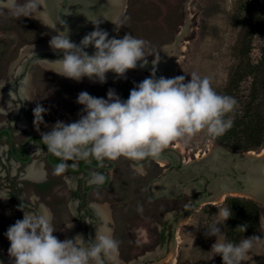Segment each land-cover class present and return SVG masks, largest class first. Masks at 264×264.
<instances>
[{"label":"rangeland","instance_id":"obj_1","mask_svg":"<svg viewBox=\"0 0 264 264\" xmlns=\"http://www.w3.org/2000/svg\"><path fill=\"white\" fill-rule=\"evenodd\" d=\"M26 2L27 0H16L17 5ZM123 13L115 38L128 33L147 41L145 48L147 60L158 58L160 60L165 52H168L173 60L171 70L174 77L184 75L185 82H188L191 74L196 73L202 78H209L216 92L226 86L239 64L244 55L242 47L245 40L248 39L251 44L248 57L254 63L262 57L264 0H126ZM34 20L42 25L40 20L36 18ZM51 37V34L39 29L32 18L23 15L17 18L13 15L11 6L2 9L0 11V80L11 79L13 76L11 70L14 71L13 69L18 66L22 67L31 59L32 54L22 55L24 48L38 43L43 48L44 45L40 43ZM47 48H50L49 44ZM50 68L42 64L39 59L30 62L27 67L36 88V95L29 103V108L23 110L24 115L31 122V127L24 131L22 136L31 130L37 131L33 123V109L37 104L47 110L43 114L44 123L40 124V130L37 132H47L57 121L72 123L80 118L83 106L76 102L80 92L86 91L94 97L107 99V93L111 89L122 100H126L130 90L146 78L145 74L152 76L155 71L145 69L143 74L141 72L140 76L135 77H117L115 73L109 71L106 74V82L100 83L87 77L77 82L56 74L49 70ZM252 80L253 78L249 76L241 82L238 93L240 103L236 110H240L243 101L251 92ZM7 88L10 89L6 86L5 90ZM0 90L2 97L5 98L3 90ZM6 101L5 98V104ZM2 103L0 98V105ZM5 116L2 114L0 119ZM217 144L205 130L187 144L177 140L163 151L173 153L178 163L185 159L190 162L202 156L216 155L219 148ZM222 157L224 161L235 159L228 155ZM200 160L198 164L205 159ZM114 163L115 166L109 171L111 182L106 187L97 188L91 197L109 202L114 209L117 226L114 238L119 242L117 264H133L152 253L155 257L145 260V264L164 261L167 264H210L219 256L211 251V246L216 242L217 237L206 235V226L220 219L217 215L218 209L228 208L225 203L227 197L239 196L246 199L248 197L227 194L216 202L202 204L188 219L179 220L181 224L178 228L177 246L174 249L171 247V216L188 207L198 196L192 191L195 185L187 186L186 193L180 199L152 198L162 191L152 187L151 194L149 183L168 169L171 164L169 159L148 158L142 161L144 174L136 172L133 161L123 157ZM193 164L196 162L193 161ZM47 169L52 174L48 183L35 185L29 180H22L21 182L24 183L22 189L27 198L31 199L32 196L37 195L40 201L53 207L55 213L53 227L56 230L53 234L63 240L62 227L66 221L72 219V213L68 209L71 183L67 181L68 179L63 180L62 175H56L54 169L50 167ZM196 169L197 171L191 168L181 171L174 168L163 181H174L179 184L181 180L196 178L198 172L207 173V167L201 169L196 166ZM0 180L4 183L1 174ZM156 184L160 182H154V185ZM2 187L5 188L6 185L3 184ZM3 196L0 194V197ZM138 207H142V212L137 210ZM23 215L24 211L12 200L7 197L0 198V253L9 260L10 241L5 233L16 220L23 219ZM225 224L226 221L217 224L221 231L219 236L221 241H225ZM262 224L259 231L244 237L258 236L261 239L254 242L253 248L245 255L242 264H264V208ZM162 234L165 236L164 240ZM163 249L167 250V254L162 253Z\"/></svg>","mask_w":264,"mask_h":264},{"label":"clouds","instance_id":"obj_2","mask_svg":"<svg viewBox=\"0 0 264 264\" xmlns=\"http://www.w3.org/2000/svg\"><path fill=\"white\" fill-rule=\"evenodd\" d=\"M43 5L44 0H27L23 5L12 0L11 10L17 18L21 15L36 18L57 32L49 46L54 52H61L62 58L43 59L52 65L49 70L56 74L77 82L87 77L105 83L109 71L124 77L128 70L137 67L138 61H143L141 67L147 63V41L128 33L120 38H109V33L93 22L94 30L77 44L70 40L67 27L57 30L42 15L32 14L42 12L38 6ZM89 46L94 48L91 55L85 51ZM185 80L184 75L157 79L153 71L151 77L130 90L126 100L111 89L107 99L80 92L76 101L83 106L80 118L72 123L57 121L50 131L41 132V144L61 161L54 173L62 175L69 167H76L78 161L94 160L103 167L105 161L114 162L123 157L133 161L136 172L144 174L141 162L157 159L177 140L187 144L205 130L213 139L223 136L233 126L230 114L235 112L238 101L218 94L207 77L192 73L191 79ZM46 111L40 104L33 109L37 131L44 123ZM69 161L73 163L69 165ZM107 179L104 174L95 172L90 183L102 186ZM20 209L24 211L23 219L16 220L5 233L10 241L8 255L12 264H117L119 242L106 225L96 226L94 238L88 241L80 234L73 239L60 240L53 234L56 230L49 212L33 213L21 206ZM137 210L142 212L143 209L138 207ZM217 215L220 219L206 226V235L217 237L211 251L221 256L223 264H242L254 242L261 238L252 236L239 243L221 241L217 224L224 223L232 212L220 208ZM238 228L246 231L245 225Z\"/></svg>","mask_w":264,"mask_h":264},{"label":"flooded vegetation","instance_id":"obj_3","mask_svg":"<svg viewBox=\"0 0 264 264\" xmlns=\"http://www.w3.org/2000/svg\"><path fill=\"white\" fill-rule=\"evenodd\" d=\"M4 2L7 5L1 8L0 11L2 9L10 7L12 4V0L4 1ZM32 14L34 15V13ZM55 14L57 20L59 21L58 24H55L54 22L50 21L49 17L46 20L49 23H52L55 26V28L57 27L58 29H60V27L65 25V21H63L62 18L58 16L57 11H55ZM30 18H32L34 21L33 17ZM84 21L85 20H83V22ZM45 27L46 28L39 27V29L44 31V33H47L49 35L51 34L52 36H54V34L57 33L55 30L49 28L48 26L45 25ZM48 41H50V39L43 40L40 43L41 45L44 44L43 48L37 52L32 53V56H30L31 59L27 60L22 67L18 66L16 69H13L14 71L11 70L13 74V76H11V79L0 80V83L2 82L3 84L9 86L13 93L12 94L13 97L10 99V102L8 104H5V98H3L0 93V98L3 101V103L0 105V116L2 114L6 115L4 118L0 119V169L2 170L0 174L3 175V180H4V183H2L3 182L2 180H0V194H3L4 196L6 195V197L12 200V202L19 209L21 206L25 210L34 213H37V209L39 208L38 203L44 204L46 202L40 201L39 200L40 197L37 195L32 196L33 198L31 199L27 198L25 192L22 189L24 187V183L21 181L29 180L31 183L35 185H44L48 183L52 177V174L51 172H49L47 167L54 169L55 166L61 162L57 157L47 152L46 146L41 144L40 141L41 137L33 135L32 137L29 138L31 134L41 135L40 132L31 130L29 132H26V134L22 136V133L24 131L29 130L31 127V122L24 115L23 110L25 108H29V103L36 95L35 92L36 88L33 84L32 77L28 74L27 67L29 66L30 62L34 60H38V59L55 60L58 58H62L61 52L58 51L54 52L52 49L47 48L49 44ZM92 48L91 46H89L87 49H85V51H87L91 55L93 53V51L91 50ZM156 76L157 73L155 75V78ZM27 80L30 82L31 87H33L31 89L32 91L30 93V96H24L20 92L21 90L20 88L22 87L21 83L22 82L24 83ZM2 109L4 111H1ZM38 147L43 150H40ZM163 152L170 153L172 156L174 155L173 153L168 151H163ZM204 157L202 156L201 158L194 159L189 163H193V161L195 162L197 160L203 159ZM29 159L30 162H27ZM187 161L189 160L185 159L184 161L178 163L176 162V158H175L176 165L173 167L170 166L168 167L170 173L174 168L183 171L184 169L182 166L184 163H188ZM68 163L69 165H71L73 162L69 161ZM76 164L77 166L74 168L69 167L67 171L64 174H62V178L63 180H66L65 176L70 175L71 180H73V185L75 187L74 189L72 188V181H71L70 182L71 186L69 188L71 192L70 201H74L77 203L76 218L84 222V228H85L84 233L86 236V241H88L91 239L88 235V231L90 224L92 223L91 218H93V212L91 207L89 206L90 205L89 200L92 198L91 196L93 195V193L91 194V192H93V190L97 188L106 187L109 184V182H111V175L109 174V171L115 166V163L112 161H105L103 167L98 166L97 162L94 160L90 162L78 161L76 162ZM31 166L35 170L36 174L29 175L27 169ZM231 170L234 169L231 168ZM95 172H100L108 178L106 183L103 184L102 186L90 183L92 174ZM211 175L219 177L217 170L214 171V173ZM211 175L210 174L205 175V172H199L196 178L181 180L179 184L173 181V183L171 184L172 187L170 189V193L175 194L176 197L174 199H180L186 193L187 186L194 184L195 185L194 190L192 191L197 193L198 196L203 193L210 194L211 191H209V184L211 182V178H210ZM202 178H205V183L201 184L200 180ZM3 184L6 185L5 188L2 187ZM182 186L184 187V192L181 191ZM192 191L190 190V192ZM152 198H154V195L152 196ZM17 200L23 201L24 204L19 205L17 203ZM189 206L182 208L180 212L186 213ZM180 212L171 216L172 226L170 228V233H172V228L174 226V223L179 221L178 214ZM161 237L163 240L165 239V236L163 234ZM163 244H165V242H163Z\"/></svg>","mask_w":264,"mask_h":264},{"label":"water","instance_id":"obj_4","mask_svg":"<svg viewBox=\"0 0 264 264\" xmlns=\"http://www.w3.org/2000/svg\"><path fill=\"white\" fill-rule=\"evenodd\" d=\"M8 1V0H3ZM47 2V0H45ZM49 2V20L58 24V20L56 18L55 11L58 12V16L65 21V25L56 29L63 31L64 28H68L69 30H73L79 34L85 36L87 33L94 30L95 23H99V27L102 29V25L105 20L110 21V19L114 23L113 29L109 32V38H113L117 31V25L119 24L120 17L122 16L125 8L126 0H123V4H116V0H48ZM97 6L101 7L98 8ZM84 7H88L91 10H100L104 7L105 10H102L99 13L98 20L91 18L88 20L78 21L76 18L69 12L70 9L83 10ZM92 48V47H91ZM94 52V48L91 49ZM163 55V54H162ZM143 61L137 62V67L135 69H140L142 74L145 69L156 70L157 76L156 78H160L162 76V64L158 59L155 60H147V63L144 64L143 67L140 65ZM146 78H149V75H146ZM41 137L40 134H31ZM219 146L218 152L216 155L206 156L207 158H203V162L198 164L199 160L195 161L196 164L193 163H184L183 169L191 168L197 171L196 166L205 169L207 167V174H213L214 171L217 170L219 177L211 175V182L209 184V191L211 193H203L196 197L191 203L186 211L180 212L178 214L179 220L188 219L202 204L213 203L214 199L220 198L222 195L227 194H238L240 196H245L251 198L262 205L264 208V152L261 150L257 152L256 150H250L247 152H235L233 150H228L221 145ZM264 149V147H263ZM223 155L231 156L235 158L234 160H226L223 159ZM175 155H171L170 153L163 152L159 155V157L155 160L161 159H169L171 161L170 167L176 165ZM50 161V158H49ZM201 161V160H200ZM30 162V159L27 161ZM222 165V166H221ZM233 168L234 170H231ZM199 173V172H198ZM170 174L169 168L161 173L158 177H156L152 182L149 183V192L152 194V187L157 188V191H162V193H158L154 195V198H175V194L170 193V189L172 187L173 181H163L167 175ZM154 182H160V184L154 185ZM200 183H205V178L200 180ZM184 186V185H183ZM181 187V191L184 192V187ZM167 191V192H166ZM226 197V196H225ZM225 199V198H224ZM180 221L174 223L171 233V247L176 249L177 246V233L178 228L180 226ZM162 253L167 254V250L163 249ZM154 253L146 255L143 259L137 260L133 262V264H145V260L154 258Z\"/></svg>","mask_w":264,"mask_h":264},{"label":"trees","instance_id":"obj_5","mask_svg":"<svg viewBox=\"0 0 264 264\" xmlns=\"http://www.w3.org/2000/svg\"><path fill=\"white\" fill-rule=\"evenodd\" d=\"M247 39V37L245 38ZM244 39V40H245ZM249 40L243 42L244 55L240 59L235 71L230 76L227 84L217 91L220 95L234 97L240 103L239 87L246 77H252V90L240 110L233 114L234 123L223 136L213 139L218 144L235 152L260 151L264 147V46L262 57L254 63L249 57L251 44ZM19 205L24 202L17 200ZM232 215L226 220L225 241L239 243L248 234L261 229L263 207L250 198L229 196L225 199ZM245 225L246 231L238 226ZM210 264H223L221 256H218Z\"/></svg>","mask_w":264,"mask_h":264},{"label":"crops","instance_id":"obj_6","mask_svg":"<svg viewBox=\"0 0 264 264\" xmlns=\"http://www.w3.org/2000/svg\"><path fill=\"white\" fill-rule=\"evenodd\" d=\"M92 1H94V0H92ZM98 1H100V0H98ZM97 7L101 8L99 6H97ZM38 10L41 11L40 10V6H38ZM73 10H71L72 11L71 13H73V15H75V16L78 15V13H79L80 15L78 16V19L80 21H83V20H86V19H90L93 16L94 17L98 16L99 13H101V11L105 10V9L103 7L100 10H91L88 7H84V9L82 11L81 10L78 11L77 9H76L77 11L75 9H73ZM84 11H85V13H84ZM43 13L44 12L42 11L39 14L38 13H34V15H42L43 16ZM43 18H44V16H43ZM106 22H107V20H105V22L103 23L102 29H104V26H105ZM37 25L39 27L45 28V26H42V25H39V24H37ZM69 34H71L74 38H76V40L81 41V39L79 38V35L75 34L74 32H71ZM81 38H83V37H81ZM65 177H66V180L68 179L67 181H70V182L72 181V188L74 189L75 186L73 185V180H71V178H70L71 176L67 175ZM96 191H97V189L93 190V192H91V194L96 192ZM89 203H90L89 206L91 207L92 212H93V218H91L92 223L90 224L89 231H88L89 237L91 239L94 238L96 226L101 225L102 223L104 225H106L108 228H109V224H110V229L112 231V234H113V236H115V231H116V227L117 226H116L114 209L111 207L110 203L107 202V201H102L100 199H96V197L91 198L89 200ZM38 205H39V208L37 209V213L49 212L51 214V217H52L51 223H52V226H53V221H54V216H55L53 207L51 205H49L48 203H44V204H39L38 203ZM68 209L72 213V219L69 220V221H66L65 224L62 227V234L64 236L63 240L72 239L77 234H80V235L83 236V238L86 241V236H85V233H84L85 232L84 222L81 221L80 219L76 218L77 203L74 202V201H70L68 203ZM70 224H71V227L68 226Z\"/></svg>","mask_w":264,"mask_h":264},{"label":"bare ground","instance_id":"obj_7","mask_svg":"<svg viewBox=\"0 0 264 264\" xmlns=\"http://www.w3.org/2000/svg\"><path fill=\"white\" fill-rule=\"evenodd\" d=\"M117 1V3L119 4V3H121V5H124L123 4V0H116ZM4 5H6V3L5 2H3V1H0V8H2ZM40 10L41 11H43L44 13H43V16H44V20L46 21V22H48L46 19L48 18V14H49V2H48V0H47V2L44 0V5L43 6H40ZM72 9H70L69 10V12L71 13L72 11H71ZM74 11V10H73ZM77 11V10H76ZM82 11V10H81ZM84 13H85V11H84ZM89 13V12H88ZM39 14V13H38ZM72 15H73V13H71ZM124 14V13H123ZM80 14L78 13V15H73L75 18H76V20H78V21H80L79 19H78V16H79ZM94 17V16H93ZM92 17V18H93ZM94 19H97L98 20V17L96 16V17H94ZM37 20V19H36ZM40 23L43 25V26H45L41 21H40ZM52 24V23H51ZM113 27H114V23H113V21L110 19V21H107L106 23H105V26H104V29L103 30H105V31H107L108 33L111 31V29H113ZM46 28V27H45ZM68 31H69V33H71V32H74L75 34H77V35H79V38L80 39H82L81 37H84L82 34H79V33H77V32H75V31H73V30H69L68 29ZM118 31V30H117ZM69 36H70V40L72 41V42H75V43H77V44H79V42L80 41H78V40H76V38H74L71 34H69ZM77 37V36H76ZM41 45V44H40ZM42 49V46H39L38 44L37 45H35V46H32V47H26V48H24L23 49V51H22V55L23 56H25V55H27V54H32V53H34V52H37V51H39V50H41ZM162 56V55H161ZM160 56V57H161ZM172 57L168 54V52L166 53L165 52V54L161 57V59H160V62H161V64H162V77H165V78H173L174 76H173V74H172V70H171V68H172ZM40 62L42 63V64H45V66H48V68L49 67H52V65H50L46 60H43V59H41L40 60ZM140 74H141V71H140V69L138 70V69H130V70H128L127 72H126V74H125V76H127V77H135V76H140ZM26 79V78H25ZM24 81V80H23ZM23 83V82H22ZM21 83V85H22V87L20 88L21 90H20V92L24 95V96H30V93H31V89L33 88V87H31V84H30V82L27 80V81H25V83H23L22 84ZM7 85H5V84H1L0 85V87H1V89L3 90V93H4V95H5V98H6V104H8L9 103V100L11 99V93H12V90H11V88L10 89H6L5 90V87H6ZM262 151L264 152V149H262ZM163 161V160H162ZM28 173H29V175H32V174H36L35 173V170L33 169V167L31 166V167H29L28 169ZM156 190H157V188H156ZM224 195H222L220 198H218V199H214L213 200V202H216V201H218V200H220L222 197H223ZM44 211V210H43ZM47 211V210H46ZM101 214V213H100ZM103 219V218H102ZM103 222V221H102ZM103 224V223H102ZM109 228H110V224H109ZM72 232V231H71ZM178 234V233H177ZM70 235V234H69ZM71 236V235H70ZM73 236V235H72ZM178 238V235H177V237H176V239ZM73 239V238H72ZM178 241V240H177ZM0 264H12V262H11V260H9L6 256H4L2 253H0ZM157 264H167V262L166 261H164V262H162V263H157Z\"/></svg>","mask_w":264,"mask_h":264}]
</instances>
